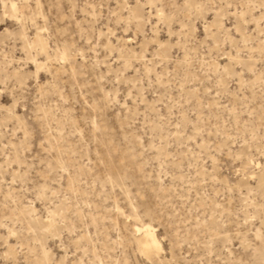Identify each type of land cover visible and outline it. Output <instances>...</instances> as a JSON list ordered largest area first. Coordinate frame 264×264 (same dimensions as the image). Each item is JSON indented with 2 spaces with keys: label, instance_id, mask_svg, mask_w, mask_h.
<instances>
[{
  "label": "rangeland",
  "instance_id": "obj_1",
  "mask_svg": "<svg viewBox=\"0 0 264 264\" xmlns=\"http://www.w3.org/2000/svg\"><path fill=\"white\" fill-rule=\"evenodd\" d=\"M0 264H264V0H0Z\"/></svg>",
  "mask_w": 264,
  "mask_h": 264
},
{
  "label": "bare ground",
  "instance_id": "obj_2",
  "mask_svg": "<svg viewBox=\"0 0 264 264\" xmlns=\"http://www.w3.org/2000/svg\"><path fill=\"white\" fill-rule=\"evenodd\" d=\"M142 234H143V239H144L142 245L146 250H149L150 248H153V249L159 248V244L157 243V241L154 238L153 233L149 229L147 228L143 229Z\"/></svg>",
  "mask_w": 264,
  "mask_h": 264
},
{
  "label": "snow or ice",
  "instance_id": "obj_3",
  "mask_svg": "<svg viewBox=\"0 0 264 264\" xmlns=\"http://www.w3.org/2000/svg\"><path fill=\"white\" fill-rule=\"evenodd\" d=\"M12 8H13V10H15V8H16V5L15 4H13L12 5ZM259 166V165H258Z\"/></svg>",
  "mask_w": 264,
  "mask_h": 264
}]
</instances>
